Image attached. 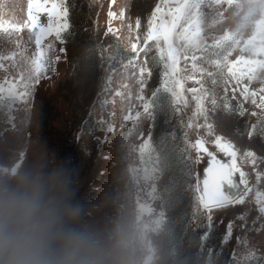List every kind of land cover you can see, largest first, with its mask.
Wrapping results in <instances>:
<instances>
[{
    "label": "rangeland",
    "instance_id": "obj_1",
    "mask_svg": "<svg viewBox=\"0 0 264 264\" xmlns=\"http://www.w3.org/2000/svg\"><path fill=\"white\" fill-rule=\"evenodd\" d=\"M65 5L69 29L64 33V43L56 41L54 35L47 37L54 43L50 55L60 59L51 65L47 78L36 85L30 100L11 106L5 103L0 107V175L13 169H36L55 175L64 185L71 203L78 207L80 225L93 231L102 241L110 264H209V249L212 250V264H264V213L259 211L261 205L256 203L255 195L257 191L264 194V109L252 103L255 99L259 104L260 97L264 96L260 91L264 88V79L250 81L245 74L246 60H264V54H259V49L264 47V33L260 31L264 28V0H231L230 4L226 0L220 4L215 0H203L200 3L196 11L208 44L213 45L226 33L233 34L239 43L196 53L202 59L195 63L205 70L204 73L194 72L191 54L187 60L181 55L179 70L169 79L168 85L173 87V81L183 85L182 89L176 86L182 97L178 103L164 91L166 78L159 58V48L165 47L163 41L158 48L156 41H145V34L154 12V30L170 25L175 10L183 6V0H65ZM51 10V3L43 4L38 22L47 24V11ZM109 12L115 16L110 18ZM33 16L37 17L36 5H33ZM87 18L92 19L97 32L98 74L85 65H78L79 56L86 53V37L77 31L75 34V26ZM137 19L140 21L138 28ZM0 21L19 29L0 32V53L7 55L22 50L31 56L36 46L34 38H30L28 0H0ZM185 23L183 19L180 21L181 26ZM248 41L251 43H246ZM114 43L126 50V61L111 58ZM133 44L137 46L135 51ZM229 52L228 60L233 62L230 66L238 82L228 75L227 67L222 65L220 71L209 62L222 59ZM141 67L145 69L142 92L145 100L153 101V93L156 96L164 94L176 111L182 135L177 155L190 154L192 157L189 169L193 181L185 179V182L190 186L197 183L196 158L200 152L192 149L189 142L203 139L206 146L216 150L219 148L213 141L221 136L238 149L237 165L245 173L247 187L252 189L242 204L213 208L210 213L203 209L197 211L191 220V241L187 248L167 236V204L158 196L165 195L168 175L151 173L152 163L147 156L142 162L139 154V145L149 134L153 136L154 127L153 113L152 117L144 114L141 101L135 99L140 88L136 81ZM209 71L219 73L215 76L216 84L207 76ZM5 75L0 71V80ZM192 75L195 79L188 78ZM108 77L111 82L106 90ZM92 78L98 80L95 95L86 106L77 130L71 131L75 94L82 103L89 95ZM195 80H200L217 99L215 107L205 101L206 111L196 115V102L192 97L198 93L188 91L200 88ZM117 91L123 96H116ZM254 91L255 97L250 95ZM105 100L109 102L105 104ZM130 108L133 115L137 111L142 113L131 137L128 132L134 122L123 120ZM102 120L111 123L115 130L105 132ZM189 123L192 127H188ZM209 124L211 130L207 127ZM74 146L80 154L66 156V150ZM246 150L256 154L255 164L251 163V158L243 157ZM110 167L115 170L109 171ZM131 168L137 170L138 182L130 175ZM146 170L152 179H144ZM257 173L261 174L259 180ZM175 178L181 181L179 173ZM230 222L232 234L223 242ZM206 233L207 239L202 240Z\"/></svg>",
    "mask_w": 264,
    "mask_h": 264
},
{
    "label": "snow or ice",
    "instance_id": "obj_2",
    "mask_svg": "<svg viewBox=\"0 0 264 264\" xmlns=\"http://www.w3.org/2000/svg\"><path fill=\"white\" fill-rule=\"evenodd\" d=\"M203 0H183V6L178 7L175 10V15L173 16L172 23L170 25H161L155 30L153 28V20L155 19L156 12L153 13L152 19L148 22V31L145 34V41L153 40L157 42V47L159 48V42L163 41L164 48H159L160 60L163 62L164 72L163 75L166 78L164 80V91L171 94L173 102L178 103L180 101L181 93L176 90V86L179 85V88L182 89L183 85L179 81H173V87H169V79L174 77L178 69V64L181 55L187 60L189 54H191V60L193 61L192 67L194 72L200 71L204 73V69L198 68L195 61L202 59L197 56L196 53L201 51H208L210 47H215L217 49L223 48L225 45L231 44L235 46L239 43L238 40L234 39L233 34L226 33L221 38L215 40L213 45H209L207 40L203 35V29L200 27L202 20L198 17L197 11L199 9L200 3ZM224 0H215V3L220 4ZM228 4L231 3V0H226ZM52 4V10L47 11V24H41L38 22V13L43 4ZM33 5H36L37 17L33 16ZM159 11V8L156 9ZM68 8L65 5V0H28V20L31 21L29 26V31L31 33L30 38H34L36 50L32 53L31 56L25 55V53L20 51H13L7 55L0 53V71L6 73L3 80H0V107L5 103L9 106L15 103H22L24 101L30 100L36 85L40 83L42 79L47 78V73L51 70V65L54 61L59 60L60 57L56 55H50V52H53L54 43L52 40H47V37L53 36L56 41L64 43L66 33L69 29V24L67 20ZM115 16V13L109 12V17L112 18ZM185 20L186 23L181 26L180 21ZM140 25L139 19L136 21L137 28ZM180 27L181 31H176ZM19 30L16 25H6V22L0 21V32H9ZM111 31V29H109ZM260 31L264 33V28H260ZM47 40V42H45ZM246 43H251L248 41ZM136 45L133 44V51L136 50ZM61 52L64 51L63 48L60 49ZM219 54V53H218ZM227 53L223 55L222 59H215L209 61L214 64L216 68L222 71V65L227 67L228 75L235 77V72L233 67L230 66L233 62L228 60ZM259 54H264V47L259 49ZM6 61L8 63H6ZM239 62V58L237 63ZM132 61H129L131 64ZM245 64L247 65V78L251 80L255 79H264V60H246ZM15 73L14 75L12 73ZM145 69L141 67L139 69V78L137 79V84L140 85L139 93L135 96L136 100L141 101L143 107V113L148 117H152V113L156 108V100L149 102L145 100L142 95L143 92V75ZM209 78H212L211 82L216 84L215 76L219 73L207 72ZM133 75H136L135 73ZM189 79H195L194 75L189 76ZM237 82H238V78ZM110 77L106 78V90L107 85L110 84ZM197 84H200V88H190L189 92L194 94L192 99L196 102V114H200L206 111L204 104L205 101L211 103L213 107L217 104V99L215 94L210 92L209 89H206L200 80H195ZM124 87H127L126 85ZM160 90L158 89L157 92ZM261 92H264V88L260 89ZM244 92L247 93V87H245ZM116 96H123V93L120 91L115 92ZM251 96L255 97L257 93L254 91L250 93ZM153 96H156V93H153ZM247 99V95L245 96ZM109 101L105 100L104 103L107 104ZM114 103V100H113ZM187 103V101H185ZM253 104H256L257 107L264 109V96L260 97V103L257 104L256 100H252ZM225 107L229 106L225 104ZM241 114H243L241 112ZM142 113L137 111L133 115L131 108L128 113L123 116L125 121H133L134 126L129 130L128 136L131 137L136 131V122L139 121ZM255 115V113H253ZM207 117H205L206 119ZM101 126L105 132H113L115 129L113 125L106 121H101ZM188 127H192V124L189 123ZM209 130H211L212 125H207ZM211 135V131H209ZM251 135V133L249 134ZM166 137L161 138L160 146L157 147L155 142L152 140L151 134L148 138L139 145V154L141 160L147 159L152 163L151 173L163 174L174 161H179L181 167L184 169L183 175L188 179H191L193 173L189 169V161L192 157L188 155H177L174 150L168 148L165 144ZM213 144L219 148L220 151L225 152L232 158V163L230 165L221 164L217 169H207L206 172H212V178L209 180L205 176L203 180V187L201 188L199 180L196 185L190 186L189 190L193 191L196 195L193 197V215L201 209L211 212L213 208H223L229 204H242L244 203L245 196L252 191L251 188H248V181L245 178V173L241 171L236 165V157L238 149L236 146L228 140H225L221 136H217L213 141ZM189 146L194 149L197 153L204 152L207 153L209 157L215 160V155L213 152L209 151L208 147L205 146V141L203 139H196L194 143L189 142ZM135 150V146H133ZM244 158H251V163H256V154L251 150H246L243 152ZM199 157H197L198 159ZM130 175L138 182L136 177L137 170L135 168L129 169ZM239 173V179H234V174ZM261 174L257 173V180L260 179ZM152 175L146 174L144 176L145 180L152 179ZM243 186V187H241ZM156 191L155 187H153ZM256 203L261 205L259 211L264 213V194L260 191L256 192ZM160 199L166 201L169 207L178 203L180 200L179 194L176 188L165 189V195L158 196ZM209 221L211 216L208 217ZM210 229V226H209ZM232 234V224L231 222L227 228V234L224 237L223 242H227ZM208 233L202 237V240L207 239ZM239 242V238H238ZM208 261L209 264H212V250H208Z\"/></svg>",
    "mask_w": 264,
    "mask_h": 264
},
{
    "label": "clouds",
    "instance_id": "obj_3",
    "mask_svg": "<svg viewBox=\"0 0 264 264\" xmlns=\"http://www.w3.org/2000/svg\"><path fill=\"white\" fill-rule=\"evenodd\" d=\"M79 218L55 175H0V264H110L102 241Z\"/></svg>",
    "mask_w": 264,
    "mask_h": 264
},
{
    "label": "trees",
    "instance_id": "obj_4",
    "mask_svg": "<svg viewBox=\"0 0 264 264\" xmlns=\"http://www.w3.org/2000/svg\"><path fill=\"white\" fill-rule=\"evenodd\" d=\"M75 29V34L77 31L78 34L84 35L86 37V53L84 52L85 54L79 56L80 62H78V65H85V67L90 69L91 72L95 74L99 71L100 60L97 51L98 45L96 44L97 32L94 24L92 23V19L87 18L86 20H84L83 23L78 26H75ZM107 42H110V40L108 39ZM110 55L111 58L116 57L119 60L122 59L124 61H126L128 57L126 50L119 43H114V48L110 52ZM90 84L91 90L89 92V95L85 99H83L82 103H79L80 101L77 99V94H75L71 131L77 130L79 126L78 122L82 120L86 106L89 105L95 95V91L98 85L97 78H92ZM154 99L156 100L157 106L153 111L154 127L152 140L155 142L156 146L159 147L161 138L166 137V146L174 150L175 153L178 154V145H181L182 143V135H180L179 132V122L176 111L174 110L172 103H170L166 95L164 96V94H161L160 96L154 97ZM79 154L80 153L76 149V146H74V148H72L71 150L68 148L66 150L65 155L70 157V155L78 156ZM68 166H70V160ZM166 171L164 173H166L169 177L166 189L172 188L174 186L180 197L179 202L171 207H169L166 203L169 219L165 226V228L168 229L167 236L171 237L172 241H177V244H179L181 247L187 248L190 245L191 241V220L192 218H194L192 204L194 192L189 190L190 185L185 182V179L187 180L188 178H184L185 176L182 177L183 180L181 178V174H183L184 169L181 167V163L179 161H174L173 164ZM178 173L180 174L181 181H179L178 178H175ZM190 181H193V176L191 177V179H189V182ZM197 237L199 239L200 236L198 235Z\"/></svg>",
    "mask_w": 264,
    "mask_h": 264
},
{
    "label": "water",
    "instance_id": "obj_5",
    "mask_svg": "<svg viewBox=\"0 0 264 264\" xmlns=\"http://www.w3.org/2000/svg\"><path fill=\"white\" fill-rule=\"evenodd\" d=\"M206 146V145H205ZM208 147V146H206ZM209 151L213 152L215 155V160H213L211 157L207 155V153L200 152L196 158V182L199 180L201 188L203 187V180L205 176L211 180L212 178V172H206L207 169L215 170L217 169L221 164H227L230 165L232 163V158L226 154L225 152L220 151L219 149L213 150L208 147ZM237 165V162H236ZM238 167V165H237ZM239 168V167H238ZM234 179H239V173L234 174ZM243 187V186H241Z\"/></svg>",
    "mask_w": 264,
    "mask_h": 264
},
{
    "label": "bare ground",
    "instance_id": "obj_6",
    "mask_svg": "<svg viewBox=\"0 0 264 264\" xmlns=\"http://www.w3.org/2000/svg\"><path fill=\"white\" fill-rule=\"evenodd\" d=\"M113 170H115L114 167H110L109 168V171H113Z\"/></svg>",
    "mask_w": 264,
    "mask_h": 264
}]
</instances>
